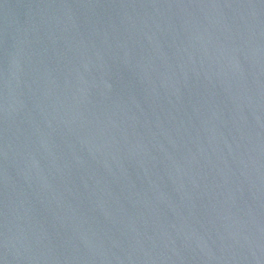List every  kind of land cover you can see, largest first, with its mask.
<instances>
[{"label": "water", "instance_id": "95a60500", "mask_svg": "<svg viewBox=\"0 0 264 264\" xmlns=\"http://www.w3.org/2000/svg\"><path fill=\"white\" fill-rule=\"evenodd\" d=\"M0 264H264V0H0Z\"/></svg>", "mask_w": 264, "mask_h": 264}]
</instances>
